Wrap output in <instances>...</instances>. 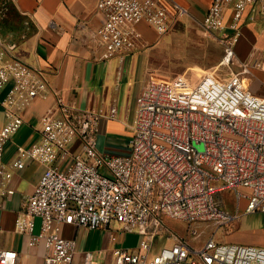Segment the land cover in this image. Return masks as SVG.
<instances>
[{"label":"built area","instance_id":"2783aa9c","mask_svg":"<svg viewBox=\"0 0 264 264\" xmlns=\"http://www.w3.org/2000/svg\"><path fill=\"white\" fill-rule=\"evenodd\" d=\"M164 1L99 0L103 22L94 37L105 47L104 58L129 50L140 22L159 35L168 33L173 18ZM249 5L264 9V0H213L205 17L206 33L219 35L226 46L224 65L235 57L228 30H237ZM230 7L232 22L226 25ZM48 86L45 72L12 57L0 35V93L8 88L0 100L6 118L0 130V179L12 178L3 162L6 143L21 127L27 105L48 96ZM116 116L115 108L102 115L58 98L55 112L41 118L39 143L18 149L11 169L22 170L31 161L47 166L17 223L30 247H45L43 264H75V241L61 236L64 225L94 230L113 224L144 234L137 250L116 249L114 264H264V248L215 240L220 229L239 219L224 207L223 192L244 200L247 214L264 213V99L250 94L242 76L150 84L136 99L128 154L105 156L97 147L99 124ZM77 140L81 151L74 155L70 146ZM61 157L72 158L63 169L57 166ZM35 219L41 222L38 232ZM168 221L187 226L188 237ZM208 228L214 234L202 243ZM159 237L169 245L152 255ZM12 261L11 252L0 251V264ZM83 264H94L90 253Z\"/></svg>","mask_w":264,"mask_h":264},{"label":"crops","instance_id":"0c3cea01","mask_svg":"<svg viewBox=\"0 0 264 264\" xmlns=\"http://www.w3.org/2000/svg\"><path fill=\"white\" fill-rule=\"evenodd\" d=\"M98 2L0 0V35L5 38L10 55L42 69L49 85L46 98H36L27 105L21 127L4 147L3 162L12 178L0 179V190L14 193L0 194V251L11 252L12 264H43L46 253L43 245L29 246V238L18 232L17 223L24 214L25 201L33 194L47 166L31 161L22 170L11 169L20 147L30 148L39 143L41 118L55 112L58 98L72 107L102 115L115 108L116 118L104 117L100 121L98 151L105 156L127 155L136 99L154 83L150 75L155 64L153 53L163 50L164 35L140 22L135 26L131 48L105 59V47L94 37L103 22ZM212 3L213 0H166L163 5L173 20L186 18L203 26ZM232 10L230 7L226 12V25L232 22ZM179 12L182 14L178 15ZM228 35L234 45V72L242 76L252 96L264 99V9L259 5L247 6L237 30L229 29ZM7 92L8 88H3L0 100ZM5 123L0 105V130ZM70 149L74 155L79 154L81 142L75 141ZM71 159L61 157L57 166L63 169ZM35 223L38 232L41 222L35 219ZM137 235L120 224L94 230L69 225L61 229L63 238L75 241V264H83L87 253L92 255L94 264H114L116 249L140 247L141 239L136 245L128 244Z\"/></svg>","mask_w":264,"mask_h":264},{"label":"rangeland","instance_id":"374dc122","mask_svg":"<svg viewBox=\"0 0 264 264\" xmlns=\"http://www.w3.org/2000/svg\"><path fill=\"white\" fill-rule=\"evenodd\" d=\"M173 21V27L161 39L164 43L163 50L153 53L155 64L150 71V75L154 77L152 82L176 79L195 81L205 75L227 79L234 72L233 64H223L226 46L216 36L208 35L199 22L186 18L179 19V17H174ZM199 150L202 151L203 148L199 147ZM221 198L226 210L233 215L238 214L239 219L220 229L215 235L216 242L264 248V213L247 214L245 212L246 202L242 200L239 203L231 191L223 192ZM168 226L180 233L181 236L188 237L189 235L188 227L184 224L168 221ZM214 231L212 228L206 229L201 242L203 243L211 237ZM136 233L140 236L137 235L129 239L130 246L136 245L140 239H144L143 231L140 230ZM165 245H169V243L163 237L157 238L152 255H156ZM138 248L124 250L132 251Z\"/></svg>","mask_w":264,"mask_h":264}]
</instances>
